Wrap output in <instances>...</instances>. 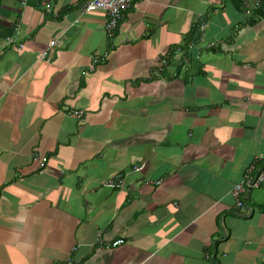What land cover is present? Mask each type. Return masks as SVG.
I'll use <instances>...</instances> for the list:
<instances>
[{
  "label": "crops",
  "instance_id": "obj_1",
  "mask_svg": "<svg viewBox=\"0 0 264 264\" xmlns=\"http://www.w3.org/2000/svg\"><path fill=\"white\" fill-rule=\"evenodd\" d=\"M84 1L0 0V264H264V0Z\"/></svg>",
  "mask_w": 264,
  "mask_h": 264
},
{
  "label": "built area",
  "instance_id": "obj_2",
  "mask_svg": "<svg viewBox=\"0 0 264 264\" xmlns=\"http://www.w3.org/2000/svg\"><path fill=\"white\" fill-rule=\"evenodd\" d=\"M132 0H85L83 3L79 6V11L81 13L92 11V10H101L105 12L106 14V20L104 25V31L105 35L113 39L116 35V32L119 30L120 22L124 16L125 11L130 6ZM255 5H258V2L255 3ZM47 8L49 7L48 4L45 5ZM246 14H249L251 11L249 8L245 9ZM57 38V37H56ZM52 39L48 46L52 47L56 42L57 39ZM6 40L8 42L12 41L11 36H7ZM19 47L22 46L21 43L18 44ZM188 46V48H190ZM46 51H43L41 56H45ZM102 55L101 53H94L91 56V61L88 65V70L92 71L96 68V65L100 61ZM160 68L164 67L167 64L166 58L161 57L159 59ZM1 108V106H0ZM70 114L74 117L81 119L83 115V109H73L70 111ZM264 160V155L257 154L254 159L245 167L243 174L241 176V179L236 182L233 187L230 190V194L234 199V205L236 207V211L243 214V212L247 209H249L250 213V207H248L246 203V199L249 195V192L251 189L259 187L264 182V164H260V162ZM32 161L36 164L38 170H41L45 167L46 164V157L39 153H33L32 154ZM142 165H136L133 170L131 171H138ZM125 181V178L123 174L121 173H115L112 174L106 181L105 184L109 187H122L123 183ZM157 181V183H159ZM124 240L122 238H117L110 242L109 246H116L121 243H123ZM101 246L102 241L99 239L98 242ZM65 264H76L74 259L71 256H68L65 260Z\"/></svg>",
  "mask_w": 264,
  "mask_h": 264
},
{
  "label": "trees",
  "instance_id": "obj_3",
  "mask_svg": "<svg viewBox=\"0 0 264 264\" xmlns=\"http://www.w3.org/2000/svg\"><path fill=\"white\" fill-rule=\"evenodd\" d=\"M42 169H43V168H42ZM42 169H41V170H42ZM125 172H126V171H123V172H121V174H123V173H125ZM123 176H124V174H123ZM124 182H125V181H124ZM263 183H264V182H263ZM123 185H124V183H123ZM261 185H262V184H261ZM261 185H260V186H261ZM113 188H115V187H113ZM117 188H121V187H117ZM246 203H247V200H246ZM247 204H248V203H247ZM250 210H251V212H253V209H252V208H250Z\"/></svg>",
  "mask_w": 264,
  "mask_h": 264
},
{
  "label": "clouds",
  "instance_id": "obj_4",
  "mask_svg": "<svg viewBox=\"0 0 264 264\" xmlns=\"http://www.w3.org/2000/svg\"><path fill=\"white\" fill-rule=\"evenodd\" d=\"M188 48V47H187ZM186 49V48H185ZM167 65V64H166ZM127 172V171H126ZM116 173H121V172H116ZM113 174H115V173H113ZM124 174V178H125V175H126V173H123ZM252 190V189H251ZM250 190V191H251ZM250 193V192H249ZM248 198V197H247ZM247 200V199H246Z\"/></svg>",
  "mask_w": 264,
  "mask_h": 264
},
{
  "label": "rangeland",
  "instance_id": "obj_5",
  "mask_svg": "<svg viewBox=\"0 0 264 264\" xmlns=\"http://www.w3.org/2000/svg\"><path fill=\"white\" fill-rule=\"evenodd\" d=\"M99 244V243H98Z\"/></svg>",
  "mask_w": 264,
  "mask_h": 264
}]
</instances>
